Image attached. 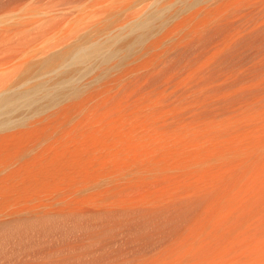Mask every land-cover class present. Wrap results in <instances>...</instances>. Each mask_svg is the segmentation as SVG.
Returning <instances> with one entry per match:
<instances>
[{"label": "bare ground", "instance_id": "6f19581e", "mask_svg": "<svg viewBox=\"0 0 264 264\" xmlns=\"http://www.w3.org/2000/svg\"><path fill=\"white\" fill-rule=\"evenodd\" d=\"M168 4L0 97V264H264V0Z\"/></svg>", "mask_w": 264, "mask_h": 264}, {"label": "rangeland", "instance_id": "374dc122", "mask_svg": "<svg viewBox=\"0 0 264 264\" xmlns=\"http://www.w3.org/2000/svg\"><path fill=\"white\" fill-rule=\"evenodd\" d=\"M23 1L20 0L23 4L18 2L19 7L21 6L19 12H7L0 16V27L11 28L9 46L12 49L8 46V50H4L7 51L5 54L11 51L10 54L4 55V58L11 55L10 58L13 56L16 61L25 62L18 71L14 69V65L0 66V97L12 93L18 94L30 87L46 84L63 70L73 67H77L76 70H78L74 79L88 80L97 65L106 57V53H102L90 61L87 60V63H84L85 61L77 62L75 56L80 49L110 39L115 41L117 38L128 37L135 33L143 22L153 20L155 18L153 13L161 4L168 2V6H172L180 5L183 2V0ZM114 6L115 8L117 6V10L115 9L117 12L109 14L114 10H110ZM16 7L18 8V6ZM30 8H33V11H29L30 14L26 13V10ZM20 12L22 14L19 16ZM21 21L25 25L17 28L12 27L20 24ZM77 43H81L79 48V45L76 46ZM14 46L16 47L14 48ZM70 47H73L72 50ZM67 48L70 52L65 60L51 69H47L45 64L38 62L54 52L67 50ZM12 50L15 52L12 53ZM3 54L4 52L0 55ZM23 253L25 257L31 256L29 252L28 255H26L27 252ZM17 256L20 259L22 253Z\"/></svg>", "mask_w": 264, "mask_h": 264}]
</instances>
